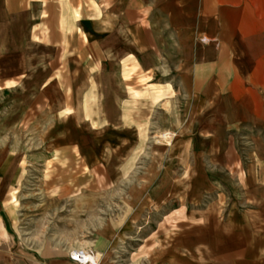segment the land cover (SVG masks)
<instances>
[{"label":"crops","instance_id":"1","mask_svg":"<svg viewBox=\"0 0 264 264\" xmlns=\"http://www.w3.org/2000/svg\"><path fill=\"white\" fill-rule=\"evenodd\" d=\"M13 16L50 55L5 81L27 87L38 74L22 120L110 102L134 121L125 134L155 113L176 134L180 221L159 264H264V0H0V28ZM24 166L0 157V264H78L70 253L89 245L43 240L16 190Z\"/></svg>","mask_w":264,"mask_h":264},{"label":"rangeland","instance_id":"2","mask_svg":"<svg viewBox=\"0 0 264 264\" xmlns=\"http://www.w3.org/2000/svg\"><path fill=\"white\" fill-rule=\"evenodd\" d=\"M13 18L11 27L1 21L0 28V157L25 162L16 190L42 218L43 240L58 236L59 248L87 244L99 264H159L164 241L178 233L169 225L180 221L173 195L180 179L171 149L176 134L162 128L156 113L140 119L135 134H125L134 121L117 119L110 102L102 103L107 108L102 115L95 102L84 117L42 111L35 120H22V109L38 91L32 86L38 74L27 87L5 81L25 73L22 65L30 68L39 56L45 62L50 55L23 37L22 17ZM108 92L104 97L114 98L115 88ZM165 185L171 199L160 196ZM111 233L108 242L101 241Z\"/></svg>","mask_w":264,"mask_h":264},{"label":"built area","instance_id":"3","mask_svg":"<svg viewBox=\"0 0 264 264\" xmlns=\"http://www.w3.org/2000/svg\"><path fill=\"white\" fill-rule=\"evenodd\" d=\"M70 259L78 264H99L94 260V253L89 251L86 255H83L81 252H72L69 255Z\"/></svg>","mask_w":264,"mask_h":264},{"label":"bare ground","instance_id":"4","mask_svg":"<svg viewBox=\"0 0 264 264\" xmlns=\"http://www.w3.org/2000/svg\"><path fill=\"white\" fill-rule=\"evenodd\" d=\"M79 252L83 253V255H86V254H87V252H82V251H79ZM71 253H72V252H71ZM76 253H77V252H76ZM101 257H102V255L98 253V260L101 259ZM94 260H96L95 255H94ZM96 261H97V260H96Z\"/></svg>","mask_w":264,"mask_h":264}]
</instances>
